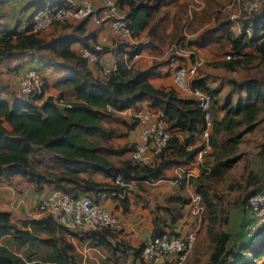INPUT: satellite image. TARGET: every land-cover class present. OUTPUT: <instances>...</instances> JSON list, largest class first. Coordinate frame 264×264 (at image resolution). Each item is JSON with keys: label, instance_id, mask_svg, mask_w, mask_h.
I'll return each instance as SVG.
<instances>
[{"label": "trees", "instance_id": "1", "mask_svg": "<svg viewBox=\"0 0 264 264\" xmlns=\"http://www.w3.org/2000/svg\"><path fill=\"white\" fill-rule=\"evenodd\" d=\"M205 1L197 16L209 20L217 10L213 8L214 0ZM46 2L33 0L32 11ZM115 2L127 20L130 36L137 37L140 31L146 30L152 41L159 37L164 19V14L160 12L162 6L177 3V0ZM31 14L12 26L0 28V61L36 53L43 65L60 68L65 73L52 83L55 92L48 93V82L34 67L42 78L38 92L22 94L17 89V94L12 93L10 98L0 95V177L7 179L20 174L34 185L47 182L75 195L82 192L96 195L100 190L112 189V194L118 196L123 208H126V189L124 185L114 182L116 176L134 183L153 180L164 177L166 168L192 160L199 145L190 148L187 145L204 127L203 110L193 96L181 94L175 85L161 87L150 81L151 76L160 72L159 66L165 60L146 66H137L130 61L133 53L139 52L147 41L139 40L128 46L121 41L111 48L102 45L97 50L98 55L102 50L111 52L114 68L103 74L98 63L100 73H93L85 58L71 47L76 40L88 47L95 41L94 35H91L90 42L85 40V17L73 23L53 22L50 25L60 24L74 31H61L45 37L26 23ZM232 22L227 16L217 14L215 22L189 37L187 44L204 47L214 41L220 43L223 39V45L229 46L224 52L230 53L231 57L225 58L222 64L231 70L247 66L255 58L264 61V4L251 16L240 19L238 33L230 28ZM180 36L175 35L174 38ZM248 45L255 46V50L243 51ZM196 74L191 77V85L208 90L212 102L222 110L221 117L212 115L210 152L213 150L215 161L209 164L204 160L200 174L189 179L195 191L200 193L206 218L203 237L206 257L200 264H264V222L251 232L246 227V223L252 219L247 198L250 193L262 189L264 182L234 201V204L241 206L244 215L238 229L233 231L227 227L230 204L223 202V196L211 188L209 179L210 173L214 177L221 175L241 156L237 148L242 135L254 128L264 106L262 82L255 76L246 77L238 83L244 93H238L235 100L229 93L222 102H218V88L209 85L205 76ZM141 100L161 108L173 130L167 144L149 164H139L129 156H120L132 146L125 143L114 145V130L103 122L115 118L127 128H132L136 118L131 115V120L127 121L119 112L130 105L135 109ZM178 129L184 133L182 140L176 135ZM112 155L116 158L112 159ZM87 170L109 176L111 183L105 182L107 186H102L104 183L101 181L81 174ZM252 178L254 175L249 180ZM186 201L187 198L181 193L168 195L166 203L162 205L166 215H160L158 211L153 215L152 233H160L165 224L173 223ZM119 231L120 227L109 226L76 231L64 227L48 214L22 217L17 221L8 210L0 208V264H98L82 259L67 235L86 240L92 246L104 247V260L116 261V251L121 256L129 251L131 257L138 261L137 264H143L141 242L129 245L117 236ZM199 260L200 257H197L196 261Z\"/></svg>", "mask_w": 264, "mask_h": 264}, {"label": "built area", "instance_id": "2", "mask_svg": "<svg viewBox=\"0 0 264 264\" xmlns=\"http://www.w3.org/2000/svg\"><path fill=\"white\" fill-rule=\"evenodd\" d=\"M240 2L244 18L260 10L264 4V0H237L238 4ZM239 13V11L231 13L229 19L237 21ZM83 17L90 18L96 24L107 23L115 37H130L127 20L115 0H96V3L91 0H47L44 5L32 11L26 23L32 30H40L53 22L73 23ZM262 30L264 31V27ZM101 47V41L95 40L89 47L80 45L77 53L87 62L94 63L99 60L97 50ZM137 54L138 52L133 53L130 61ZM223 56L230 58L231 54L225 53ZM201 59V55H197L189 66L178 65L173 70V81L178 91L181 94L193 96L204 113V127L199 132V148L194 153V158L199 165H203L205 154L211 150L210 133L213 115L211 93L190 83L191 77L202 62ZM99 63L101 73H107L114 68V56L111 53L105 61ZM16 84L22 94L35 93L41 88L42 78L34 67H29L17 77ZM132 115L136 118L137 134L128 151V156L139 164L153 163L155 157L167 144L173 130L169 127L163 110L147 102L139 103L133 109ZM186 172L187 168L180 164L176 165L175 179H181ZM114 182L124 185L125 189L132 183V181H123L120 176H116ZM110 192L112 191H104L101 196ZM247 205L252 219L246 223V227L251 232L264 222V187L249 194ZM36 209L39 215L48 214L56 222L72 230L82 227H120L116 214L101 203L99 196L89 193L75 195L55 188L36 202ZM188 211L198 221L185 232L164 229L157 234L150 232L142 236L140 242L143 258L164 257L168 259V264L185 263L205 218L204 205L199 192L190 193Z\"/></svg>", "mask_w": 264, "mask_h": 264}, {"label": "crops", "instance_id": "3", "mask_svg": "<svg viewBox=\"0 0 264 264\" xmlns=\"http://www.w3.org/2000/svg\"><path fill=\"white\" fill-rule=\"evenodd\" d=\"M93 3H96V0H91ZM182 1V0H177ZM33 0H0V28L3 26H12L16 21L25 19L30 12H32L34 6H32ZM221 3L220 0H218ZM171 2L169 4H173ZM169 4H164L162 8H167L165 6ZM176 4V3H175ZM121 10V9H120ZM122 11V10H121ZM167 11L169 9L167 8ZM162 12V11H160ZM170 13V12H169ZM169 16V15H168ZM85 21L83 23L84 32H87L86 41L90 42L91 35H94L95 40H100L103 46H107L111 48L113 46L112 43L114 39V35L107 23H94L90 18L85 17ZM215 22V19L212 23ZM241 23L237 21H233L230 24V28L234 33H238L240 31ZM236 28V29H235ZM168 30V29H167ZM70 32L74 31L70 27H62L60 24H53L47 27H44L39 30V34L45 37H49L58 32ZM197 31V30H196ZM196 31L190 32L189 37H193L196 35ZM83 36V35H82ZM138 39L143 41L150 40V37L146 34V30H142L137 35ZM136 38V37H132ZM81 45L79 41H73L71 43V47L77 52V48ZM205 47V46H204ZM204 47H195L196 49H201ZM150 49L149 43L147 45L142 46L139 50L141 54H143L142 50ZM255 50V46H246L243 51L253 52ZM138 52V53H139ZM196 53V52H195ZM226 52L223 53V55ZM101 55V53H100ZM221 54L223 59H220L218 65L221 64L224 68L231 70L230 68L225 67L222 62L225 60L224 56ZM99 62L100 60L99 56ZM87 62V61H86ZM149 62L145 65H148ZM87 65L93 70V73H100L95 65L87 62ZM173 70L175 65H173ZM168 65L161 64L159 66L160 72L156 75L150 77V81L155 86L161 87H169L170 81L167 74L170 71ZM35 67L39 70L40 74L46 79L48 82V89L55 88L52 86L57 78L65 73V70L54 68L51 65H43L42 61H40V57L36 53H28L22 55L20 57L13 58L8 61H0V95L6 98H10L11 94H17L16 80L19 74H21L26 68ZM168 68V69H167ZM234 70V69H233ZM173 72V71H172ZM18 73V75H16ZM8 83V85H7ZM48 93L51 91H47ZM55 92V91H54ZM146 102L145 100H141L139 103ZM133 111V106H127L120 110V114H125L126 116H131ZM133 116V115H132ZM126 119V118H125ZM127 120V119H126ZM105 122V121H103ZM137 134V125L136 123L132 128L126 129V131H119L116 136L126 135L128 140L134 142ZM176 135L180 140L183 139L184 133L178 129L176 130ZM125 138V137H124ZM126 139V138H125ZM199 134L196 135L195 140L192 143L187 145L190 148L193 145H197L199 142ZM127 153V154H125ZM120 156H128V150H124V152ZM178 165V164H176ZM176 165L168 167L165 169V176L158 177L153 180H140L139 182H132L128 188L130 190L125 193V205L126 208H123V205L120 201V198L114 194L113 192L108 193L107 195L101 196L104 191L109 189L100 190L97 192V196L100 197L101 203L112 210L118 220L120 221L121 232L118 233V237H121L125 240V242L129 245H138L143 235L152 232L153 230V215L158 211L160 215H166L162 205L166 203L167 196L170 194L181 193L183 197L187 198L186 203L181 209V214L175 219V221L171 224L167 223L164 225V229H170L174 231H178L180 233L185 232L188 228L193 227L197 223V219L194 215L189 213L188 211V198L190 197V193L195 191L194 184H192L189 179L191 177L197 176L201 172V165L197 163L194 158L190 160L187 164H180L184 168H187V172L183 174L181 179H175V169ZM82 175L90 177L94 180L101 181L105 184L111 183V178L109 176L103 175L99 171H82ZM102 184V186H107ZM183 185L180 187V185ZM127 188V189H128ZM55 187L47 182H43L39 185H34V183L30 180L25 179L20 174H14L9 178L0 177V208L6 209L9 211L10 215L13 219L19 221L22 217H38L40 216L37 213L36 202L44 197L46 194L51 192ZM126 189V190H127ZM111 191H113L111 189ZM80 194H88V192H82ZM159 204V206H157ZM229 205V222L227 227L233 231L238 229L239 221L241 217L244 215L241 206L239 204ZM204 218L201 228L204 224ZM67 237L76 245L75 246L83 253H86L87 256H91L94 252H98L99 250L106 251L102 246H92L89 245L86 240H79L74 235H67ZM120 255L119 251L115 252ZM85 255V254H84ZM95 257V256H94ZM126 260H128L129 264H137L138 261L131 257V253L126 252L125 256ZM142 257V256H141ZM118 258V257H117ZM168 260V259H167ZM104 261V263H103ZM103 264H113L116 262L115 260H102ZM137 262V263H136ZM143 264H168L166 262V258L158 257L147 259L142 257Z\"/></svg>", "mask_w": 264, "mask_h": 264}, {"label": "rangeland", "instance_id": "4", "mask_svg": "<svg viewBox=\"0 0 264 264\" xmlns=\"http://www.w3.org/2000/svg\"><path fill=\"white\" fill-rule=\"evenodd\" d=\"M220 1L221 3H219L218 0H214L215 4L213 5V8L217 10V13L211 14V18L209 20L206 17L197 16L202 6L205 4V0L178 1L176 4L173 3L165 6L169 9V11H167V8H162L161 14H164V19L161 22L159 37L152 39V41L148 40L146 43H149L150 49L142 50L143 54L139 52L132 58V63L134 65L141 66L147 64L148 62L150 64L154 61L165 60L162 64L168 65L167 67H169L170 71L167 75L170 76V86H174L175 84L172 72L173 66L171 63L175 65V67L178 65H184L186 67L193 62V59L197 55H201L202 62L196 69V75L205 76L209 85L218 88V94L216 95L218 102H222V100H224L226 95L229 93L234 100L236 99L238 93H244V89H242L238 83L246 77L255 76L259 78L262 82V88L264 89V61H259V59L255 58L247 66H239L234 70H228L221 64L218 65L219 60L223 59L221 54L223 55L224 50L229 47L227 44L223 45V39L219 41L220 43L214 41L204 48H198L196 50H194V46L187 44V39L191 35L189 33L196 30L198 31L206 25L212 24L217 14H223L230 18L231 13L239 11L240 13L237 16L238 22H240L241 18H244L242 16L241 2L238 4L237 0ZM177 29L178 32L175 34ZM175 35L181 36L176 39L174 38ZM111 39L113 40L112 43L122 41L123 43H126L125 46L139 41L138 37L132 38L131 36L129 38H118L114 36V39ZM140 41H143V39ZM110 54L111 52L102 50L101 55H98V57L100 56V60H102L100 62L105 61ZM166 60L169 62H166ZM98 63L99 61H95L92 65H96L97 67ZM16 75H18V73ZM233 80L236 82L232 83ZM48 90L51 92L55 91L52 88H47V91ZM212 104L211 112L214 117L215 115L221 117L222 110L220 106L215 104L214 101ZM120 115L126 118L127 121H130L132 118L130 115ZM104 124L114 130V134L112 136V143L114 145H120L123 143L131 144V146L133 145L134 142L128 140L126 135L116 136L119 131H126V129H128L124 124L120 123L118 119L116 120L115 118H111L109 120H105ZM129 149L126 150L129 151ZM237 152H240L241 156L234 161L228 169L217 177L211 176L210 173L209 177L211 188L220 193L223 196V202L230 204L231 208L233 207L232 205L235 206L234 201H236V199L240 200L248 190L256 187L261 182H264V106L261 107L254 128L243 133L242 140L238 144ZM110 157L112 159L116 158L115 155ZM204 160L209 164H212L215 161L213 150L205 154ZM251 175H254V178L250 181L249 177ZM130 189L131 188H128L126 191ZM242 218L243 217H241V219ZM205 225L206 222L204 221L202 228L200 226L191 252L184 264H200L202 260L205 259L206 248L204 243L206 241L203 240ZM84 229L85 228L82 227L78 228L76 231ZM120 232L121 231H119V233ZM75 242V246H77L78 242ZM75 250L76 252L81 253V258L85 261H96L98 264L104 263V261L103 263L101 262L104 259L103 256L105 251L103 250L94 252L91 256H87L86 253H83L76 247ZM197 257H200L199 261H196ZM113 264H129V262L123 255H118V259Z\"/></svg>", "mask_w": 264, "mask_h": 264}]
</instances>
